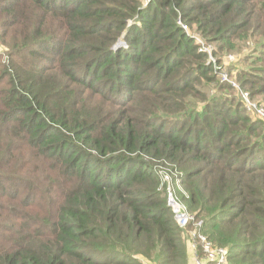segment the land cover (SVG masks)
I'll return each mask as SVG.
<instances>
[{
    "label": "trees",
    "instance_id": "trees-1",
    "mask_svg": "<svg viewBox=\"0 0 264 264\" xmlns=\"http://www.w3.org/2000/svg\"><path fill=\"white\" fill-rule=\"evenodd\" d=\"M178 20L258 36L237 77L264 97V0H0V264H189L158 167L187 230L264 264V121Z\"/></svg>",
    "mask_w": 264,
    "mask_h": 264
},
{
    "label": "rangeland",
    "instance_id": "rangeland-1",
    "mask_svg": "<svg viewBox=\"0 0 264 264\" xmlns=\"http://www.w3.org/2000/svg\"><path fill=\"white\" fill-rule=\"evenodd\" d=\"M178 24L180 25V27L184 31V33H186L193 40L194 44L197 47L198 53L205 56V58H206L205 64L212 67L213 73L218 77L220 83L227 84L231 88V91H229L228 93L237 97L238 100H240L241 102H242V99L240 96V91H245L250 96L248 88L242 89L240 87V83H239L237 76L242 72V70L246 66V59H252L253 58L252 55L254 56L253 51H254L255 45L257 46L256 43H259V41H260L259 37L254 36L251 41H249V40H246V41L245 40H243V41L238 40V41H236L235 48L232 51L222 53L219 51L217 52V49H216L217 45L216 44H214L210 41H207L204 37L200 36L198 32L194 31V29L188 28L180 20H178ZM182 27H184V29ZM1 49H3V48H0V53H1ZM199 50L201 52L203 50H211V56L213 59H215V61H213V62L209 61L208 60V54L201 53V52H199ZM247 56H248V58H246ZM249 56H251V57H249ZM243 60H245L244 64L242 63ZM221 73H224L227 75V80H228L227 82L226 81L223 82L221 80ZM230 82L234 83V85H231ZM74 87L75 86L72 84L70 86L69 90L73 89ZM210 89L208 91H210ZM252 100H254L255 102L264 106V97L262 95H257ZM157 169L159 170V173L161 175H164V176L169 175L171 178H173V176H174V173H172L170 170H167L166 168L158 167ZM161 179H162V176H161ZM162 184L164 187H166V191H165L166 203H167V188H168V186H170V187L172 186L173 189H175L174 191H175L176 195H178L177 194L178 192H176V191L183 192L181 185L179 183H176L175 180H173L172 184L168 185L166 183V180L162 179ZM178 199H179V197H178ZM183 239L186 242L187 252H188V256H189V260H190V264H191V251H190V248L188 246V239H187L186 233H185ZM142 262H143V264H150L149 262L144 261V260H142Z\"/></svg>",
    "mask_w": 264,
    "mask_h": 264
},
{
    "label": "built area",
    "instance_id": "built-area-1",
    "mask_svg": "<svg viewBox=\"0 0 264 264\" xmlns=\"http://www.w3.org/2000/svg\"><path fill=\"white\" fill-rule=\"evenodd\" d=\"M184 29V27H182ZM199 43V42H198ZM199 52H201L199 50ZM201 53L208 54L209 61H215L211 56V50H203ZM221 80L227 82V75L221 73ZM231 85L234 83L230 82ZM240 96L245 111L251 115L256 116L264 121V106L252 100L248 93L240 91ZM162 179L166 183L172 184L173 181L169 175H162ZM167 206L172 212V218L179 230L185 231L188 239V246L191 251V259L193 264H225L226 250L223 247H216L207 239L205 235L199 232L201 222L193 224V229L187 230L189 223L193 222V216L189 214L186 207L178 199L173 187L167 188ZM201 256V257H200Z\"/></svg>",
    "mask_w": 264,
    "mask_h": 264
},
{
    "label": "crops",
    "instance_id": "crops-1",
    "mask_svg": "<svg viewBox=\"0 0 264 264\" xmlns=\"http://www.w3.org/2000/svg\"><path fill=\"white\" fill-rule=\"evenodd\" d=\"M189 264H190V260H189ZM191 264H193V263H192V259H191Z\"/></svg>",
    "mask_w": 264,
    "mask_h": 264
},
{
    "label": "water",
    "instance_id": "water-1",
    "mask_svg": "<svg viewBox=\"0 0 264 264\" xmlns=\"http://www.w3.org/2000/svg\"><path fill=\"white\" fill-rule=\"evenodd\" d=\"M119 41H123L122 38H121ZM119 41H118V42H119Z\"/></svg>",
    "mask_w": 264,
    "mask_h": 264
}]
</instances>
